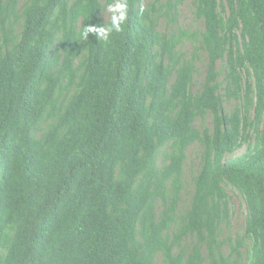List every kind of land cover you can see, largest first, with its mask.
I'll return each mask as SVG.
<instances>
[{"label":"trees","instance_id":"trees-1","mask_svg":"<svg viewBox=\"0 0 264 264\" xmlns=\"http://www.w3.org/2000/svg\"><path fill=\"white\" fill-rule=\"evenodd\" d=\"M127 2L0 0V264H264V0Z\"/></svg>","mask_w":264,"mask_h":264},{"label":"rangeland","instance_id":"rangeland-1","mask_svg":"<svg viewBox=\"0 0 264 264\" xmlns=\"http://www.w3.org/2000/svg\"><path fill=\"white\" fill-rule=\"evenodd\" d=\"M180 22L185 26L195 27L196 22L193 20V15L191 13V8L189 6V2H186L181 8ZM242 149V148H241ZM238 149L235 152V155L241 154L242 150ZM197 166V158L194 153L188 151V158L185 165L184 172V184H185V192L188 195L191 192V174L196 171ZM231 194V209L233 211L232 216L230 218L229 229L223 231V238L231 236L234 237V232L239 231L241 229V225L243 222V216L245 211V206L241 200V198L234 193V191H230ZM185 195V196H186ZM187 200V198L185 199Z\"/></svg>","mask_w":264,"mask_h":264},{"label":"clouds","instance_id":"clouds-1","mask_svg":"<svg viewBox=\"0 0 264 264\" xmlns=\"http://www.w3.org/2000/svg\"><path fill=\"white\" fill-rule=\"evenodd\" d=\"M109 11L113 13L111 16V24L108 27L87 26L81 33L83 39H87L89 33H94L98 38L107 40L113 31H122V25L127 19L128 2L127 0H115L114 4L109 5ZM143 8H141V12Z\"/></svg>","mask_w":264,"mask_h":264}]
</instances>
